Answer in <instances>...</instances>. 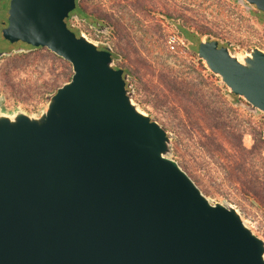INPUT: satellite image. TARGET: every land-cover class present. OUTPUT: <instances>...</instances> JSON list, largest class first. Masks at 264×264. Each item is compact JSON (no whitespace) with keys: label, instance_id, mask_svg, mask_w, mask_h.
<instances>
[{"label":"water","instance_id":"95a60500","mask_svg":"<svg viewBox=\"0 0 264 264\" xmlns=\"http://www.w3.org/2000/svg\"><path fill=\"white\" fill-rule=\"evenodd\" d=\"M236 2L264 12V0ZM76 7L11 3L5 37L73 73L38 113L0 94V264H264V239L173 157V135L134 100L112 48L68 26ZM222 44L204 36L197 60L235 107L264 116V50Z\"/></svg>","mask_w":264,"mask_h":264},{"label":"rangeland","instance_id":"374dc122","mask_svg":"<svg viewBox=\"0 0 264 264\" xmlns=\"http://www.w3.org/2000/svg\"><path fill=\"white\" fill-rule=\"evenodd\" d=\"M81 4L87 15H81L86 21H78L79 27L89 38L112 48L117 66L130 69L128 81L140 107L168 132L172 131L171 124L176 126L179 147L189 163L199 169V186L204 193L236 205L251 229L264 239V116L235 105L237 110L228 111L229 122L243 133L244 147L253 150L246 153L248 158L243 157L244 176L231 177L225 170L229 162L206 155L197 134L186 132L182 125L184 111L171 92V87L195 89L205 104L226 110L230 105L218 95L224 92L217 84L218 78L197 60V48L180 46L174 51L168 44L173 32L168 23L170 16L194 31L233 43L232 50L237 53L264 50V22L256 21L259 12L246 10L236 0H81ZM94 17L106 19L113 28L106 32L90 29L88 22ZM72 73L71 63L52 54H16L0 62V94L7 97L4 104L9 109L38 113ZM216 95L221 104L216 102ZM182 99L188 103V99ZM174 140L178 138L173 136V157L177 159ZM246 185L256 188V193L246 195Z\"/></svg>","mask_w":264,"mask_h":264},{"label":"trees","instance_id":"16d2710c","mask_svg":"<svg viewBox=\"0 0 264 264\" xmlns=\"http://www.w3.org/2000/svg\"><path fill=\"white\" fill-rule=\"evenodd\" d=\"M81 9H83L82 4ZM81 9L78 10V12L84 16L86 12ZM113 57L115 59L114 55ZM117 67L121 68V66ZM124 70L127 83L129 85L130 83L128 81V76L130 75V69L126 68ZM171 92L174 93L176 101L180 104L178 105L179 109L184 111L185 119L182 125L187 129L186 132L191 136V133H196L198 136L197 142L203 149L204 153L219 160L226 159L230 166L227 165L225 170L228 171L231 177L241 179L244 176L243 172L245 170L243 157L248 158L246 153H252L253 150H249L244 147L242 143L243 133L238 132L237 128L233 126L227 118L228 111L230 112V110L233 109L237 110V108L234 107V103L230 102L226 98V94L224 92H221L222 94L219 93L218 95H220L223 101L230 105L226 110L221 107L213 108L211 105L205 104L203 102L204 100L202 99V95L195 89L183 90L179 86L177 90L171 87ZM182 97L188 99L187 104L184 102ZM220 97H216V102L219 104L222 102L219 99ZM171 128V134L174 136V138H178V141L176 140L175 142L174 140L175 156L182 164L184 169L187 170L192 178L198 183V185L201 184L199 183L201 179L197 176L199 169L189 163L190 160H188L186 154L179 147L178 142L180 136L176 126L171 124ZM261 141H264V136L261 138ZM243 189L246 195H250V193H256V188H253L249 185L244 186Z\"/></svg>","mask_w":264,"mask_h":264},{"label":"flooded vegetation","instance_id":"af4514ba","mask_svg":"<svg viewBox=\"0 0 264 264\" xmlns=\"http://www.w3.org/2000/svg\"><path fill=\"white\" fill-rule=\"evenodd\" d=\"M80 2H81V0H77L76 9L73 12H71L65 18V21L67 22L68 26H70L71 24H74V27L72 30L79 37L83 33V30L79 27L78 21H83V22L86 21V17H82L83 15L78 12V10L81 9V3ZM11 3H12V0H0V53L1 52L10 53L9 55H3L0 58V62L5 60L6 58H10L16 54H31V53L36 52V51H43V52H46L48 54H52L53 56H57L54 52H52L51 50H49L46 47H36V46H33V45L28 44V43L23 42V41L11 42L10 40H8L5 37L4 30L11 25V19L9 17V11L11 8ZM81 10H84V8ZM251 10L252 11L257 10L260 14V15H257L256 21L264 22V12L263 11H259L255 5H251ZM85 15H87V13ZM72 17H74V20H71ZM168 18L170 19V21L169 22L167 21V22L171 26L173 32L178 34L185 41L186 48H188V49L197 48V50L199 51V46H200V42H201L202 38L206 35L211 36L210 34L200 33L198 31H194L193 29L187 27L186 24L182 20L175 21L170 16H168ZM108 23H110V22L107 21L106 19L98 18V17H94L93 20L88 22L89 28L96 30V31H98L100 29H104L106 27V24H108ZM194 38H195V40H194ZM90 39L93 40L92 37H90ZM217 39H219V38H217ZM94 40H98V39H94ZM219 40L221 42H223L222 46H227L226 42H224L221 39H219ZM102 49H106V46L103 44H102ZM231 50H232V48H231ZM112 52H113V50H112ZM113 55L116 56L114 54V52H113ZM57 57H59V56H57ZM59 58H61V57H59ZM66 62H68V61H66ZM5 100H7L6 96H5Z\"/></svg>","mask_w":264,"mask_h":264},{"label":"built area","instance_id":"2783aa9c","mask_svg":"<svg viewBox=\"0 0 264 264\" xmlns=\"http://www.w3.org/2000/svg\"><path fill=\"white\" fill-rule=\"evenodd\" d=\"M168 44L169 47L172 50H177L178 48H180V46L182 47H186L185 41L175 32H172L168 38Z\"/></svg>","mask_w":264,"mask_h":264}]
</instances>
